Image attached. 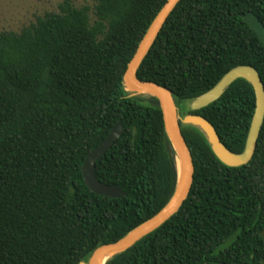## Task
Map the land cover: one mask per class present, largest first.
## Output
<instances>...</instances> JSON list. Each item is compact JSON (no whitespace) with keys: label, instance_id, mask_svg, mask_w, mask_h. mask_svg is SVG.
I'll use <instances>...</instances> for the list:
<instances>
[{"label":"trees","instance_id":"16d2710c","mask_svg":"<svg viewBox=\"0 0 264 264\" xmlns=\"http://www.w3.org/2000/svg\"><path fill=\"white\" fill-rule=\"evenodd\" d=\"M167 0H71L19 32L0 31V264H79L157 214L177 181L175 153L155 98L129 96L128 63ZM264 0H181L137 78L171 91L179 114L211 123L244 150L255 110L239 79L197 111L185 104L231 69L251 66L264 85ZM120 123L122 136L94 168L122 198L93 193L81 167ZM181 133L194 174L178 212L106 264H263L264 120L251 160L230 168L192 125Z\"/></svg>","mask_w":264,"mask_h":264},{"label":"water","instance_id":"95a60500","mask_svg":"<svg viewBox=\"0 0 264 264\" xmlns=\"http://www.w3.org/2000/svg\"><path fill=\"white\" fill-rule=\"evenodd\" d=\"M180 1H166L150 23L122 78L125 91L129 93V96H149L155 98L158 102L162 113L164 130L175 153L177 181L174 192L157 214L141 223L118 241L96 248L86 262H80L79 264H101V261L105 259L104 264H106L113 257L126 252L144 237L156 231L178 212L190 192L194 174L191 153L181 133V124L192 125L198 128L205 135L214 156L226 167L238 168L244 166L251 160L254 154L264 120V85L258 72L253 67L238 66L231 69L214 87L190 102L191 106L189 110L197 111L216 102L236 80L242 79L251 85L255 95V110L246 137L244 150L239 154L231 152L224 146L213 125L203 117L187 114L183 119H180L179 110L173 95L167 88L152 82H144L137 78V71L141 63L155 43L166 20ZM243 20L264 44V26L257 17L252 13H247L243 16ZM123 132L121 124L118 123L107 137L88 154L83 162L81 173L84 183L89 190L97 195L113 199L125 196L121 188L101 183L94 173L97 161L115 144ZM260 236L264 239V230L260 232Z\"/></svg>","mask_w":264,"mask_h":264},{"label":"rangeland","instance_id":"374dc122","mask_svg":"<svg viewBox=\"0 0 264 264\" xmlns=\"http://www.w3.org/2000/svg\"><path fill=\"white\" fill-rule=\"evenodd\" d=\"M64 0H0V31L19 32L23 27L35 22L37 17L48 12H57ZM77 6H93V0H71ZM183 106V105H182ZM180 105L179 110L182 111ZM191 103L185 104L189 110ZM186 114H179L183 119Z\"/></svg>","mask_w":264,"mask_h":264},{"label":"bare ground","instance_id":"6f19581e","mask_svg":"<svg viewBox=\"0 0 264 264\" xmlns=\"http://www.w3.org/2000/svg\"><path fill=\"white\" fill-rule=\"evenodd\" d=\"M177 108H178V107H177ZM178 110H179V108H178ZM105 260H106V259H105ZM105 260H102V261H101V264H104V263H105Z\"/></svg>","mask_w":264,"mask_h":264}]
</instances>
